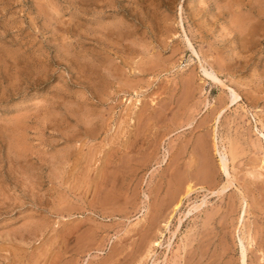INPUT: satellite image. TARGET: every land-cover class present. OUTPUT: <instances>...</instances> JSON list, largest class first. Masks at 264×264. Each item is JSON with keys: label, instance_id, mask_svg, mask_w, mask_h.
Listing matches in <instances>:
<instances>
[{"label": "rangeland", "instance_id": "374dc122", "mask_svg": "<svg viewBox=\"0 0 264 264\" xmlns=\"http://www.w3.org/2000/svg\"><path fill=\"white\" fill-rule=\"evenodd\" d=\"M262 134L264 0H0V264H264Z\"/></svg>", "mask_w": 264, "mask_h": 264}, {"label": "bare ground", "instance_id": "6f19581e", "mask_svg": "<svg viewBox=\"0 0 264 264\" xmlns=\"http://www.w3.org/2000/svg\"><path fill=\"white\" fill-rule=\"evenodd\" d=\"M255 3V2H254ZM89 5V4H88ZM180 11H182L181 10V8H180ZM257 12V11H256ZM181 13V12H180ZM259 17V16H258ZM253 19V18H252ZM258 22V21H257ZM180 23V22H179ZM183 27L184 26H182L181 25V28L183 29ZM183 31H185V30H183ZM254 31V30H253ZM186 34V33H185ZM186 36V35H185ZM248 36H250V35H248ZM185 39H186V42H187V44H188V48H190L191 49V51L194 53V55H196L197 57H198V55L196 54V52L194 51L195 49H193V47H192V45H191V43H190V41H189V39L188 38H186L185 37ZM248 40V39H247ZM153 69V68H152ZM203 74H204V76H206V78H208L209 80H211L213 83H216V84H219V85H222V86H224V84H223V82L213 73V72H211V71H208L207 69H205V68H203ZM210 81V82H211ZM226 88V87H225ZM231 93V103H237L239 100H240V97L233 91V90H229ZM98 100V99H97ZM241 101V100H240ZM237 105V104H236ZM87 135V134H86ZM74 136V135H73ZM70 137V136H69ZM262 137L264 138V135L262 134ZM72 138V137H71ZM217 151H218V154H219V156H220V166H221V171H222V173L223 174H225V177L227 178V180H229L230 182V185H229V187L230 186H232V185H234L232 182H231V179H230V173H229V170H228V159H227V155H226V153H222V152H220L218 149H217ZM199 153V152H198ZM171 164V163H170ZM207 171V170H206ZM199 182V181H198ZM205 183V182H204ZM192 183H187V185L185 186V191H184V193L182 194V198H178L175 202H174V204H173V207H172V210H171V214L170 215H173V214H175L176 212H178V210H179V208H180V206H182L181 205V202H182V199H183V197H189V195L190 194H192L193 192H194V190H195V188L191 185ZM227 183H225V185H226ZM185 185V184H184ZM228 185V184H227ZM183 186V185H182ZM234 187V186H233ZM223 189L225 190V189H227V188H224L223 187ZM230 189V188H229ZM204 198H205V196H204ZM243 200V199H242ZM203 204H205V202L203 201L201 204H199V205H196L194 208H195V210L196 209H198V208H200ZM242 205V208H243V212H242V214H241V216H240V221L242 222L243 221V219H244V215H245V213H246V207H247V203L245 202V200H244V202L241 204ZM194 208H192V209H194ZM197 211V210H196ZM191 212V211H190ZM158 215V214H157ZM156 216V215H155ZM162 217V215L161 216H159V218H161ZM172 217V216H171ZM171 217H169L168 219H167V221L165 220V223L163 224V226L164 227H169L168 226V224H170V222H169V220H170V218ZM158 218V217H157ZM156 221V220H155ZM155 221H153V223L155 222ZM179 222H181V221H179ZM151 225V224H150ZM156 224L154 223V225L153 226H155ZM242 225V224H241ZM204 227H202V229H203ZM209 230V229H208ZM151 231V230H150ZM160 234H161V236H162V233L160 232ZM173 235H174V233H173ZM210 235V234H209ZM209 235H207V236H209ZM206 233H204V232H198V233H195L194 234V237H192L191 239H189L186 243H184V244H182L183 245V247H182V252H183V263L182 264H189L192 260H194V259H197V257H198V260H197V263H198V261L200 262L201 261V258H206V259H209V257L208 256H211V255H209L210 253H209V249H210V246H211V243L212 242H210V239H206ZM171 238H172V236H171ZM204 238L206 239V240H204ZM151 239V238H150ZM158 239V238H157ZM204 240V241H203ZM203 245L204 244V249H206V251L204 250V253L203 254H201L200 256L198 255V249H200V247H203V246H200V245ZM240 244H241V257H240V264H246V249L244 248V245H243V243H242V241L240 240ZM162 244L159 242V241H155V240H152V241H149V245H148V248H147V250H146V252L144 253V255H142L141 256V258L139 259V261H138V263L137 264H141V262L143 261V259H150L154 254H156V251H157V249H159L158 247H160ZM201 250V249H200ZM203 250V249H202ZM209 253V254H208ZM211 253H213V252H211ZM156 259V258H155ZM180 260H182V259H180ZM211 260V259H210ZM209 260H207V262H208ZM193 262H195V260L193 261ZM203 262V261H202ZM201 262V263H202ZM204 262H206V261H204ZM213 264V262H209L208 264ZM178 264V263H177ZM180 264V263H179ZM205 264V263H204Z\"/></svg>", "mask_w": 264, "mask_h": 264}]
</instances>
